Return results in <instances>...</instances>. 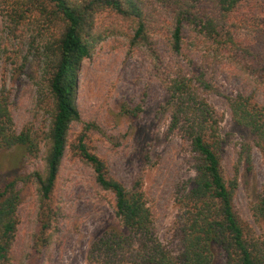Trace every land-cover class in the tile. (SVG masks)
<instances>
[{
	"label": "trees",
	"instance_id": "obj_1",
	"mask_svg": "<svg viewBox=\"0 0 264 264\" xmlns=\"http://www.w3.org/2000/svg\"><path fill=\"white\" fill-rule=\"evenodd\" d=\"M10 20L27 17L42 27L51 45L53 70L48 82L51 119L45 132L41 167L33 170L36 190L35 218L38 232L34 249L51 244L56 211L51 196L65 149L69 126L80 121L75 106L77 67L90 55L96 15L108 11L131 30V43L144 46L150 33L166 23L167 44L176 57L184 54L192 62L194 53L202 66L192 71L172 67L165 78L166 98L160 112L168 117V129L188 143L193 174L177 189L176 240L173 251L155 233L153 214L139 182L126 188L108 174L106 163L90 152L84 135L73 147L91 166L96 185L112 194L119 226H107L89 243L88 264H264V180L251 205L253 217L263 225L254 231L237 215L233 196L236 179L224 178L219 134L221 117L204 96L213 91L203 60L229 62L245 78L251 92L227 98L232 119L255 138L264 163V0H14ZM57 28L53 34L52 29ZM52 38V39H51ZM190 53V56H189ZM178 68L172 71L173 66ZM200 69V70H199ZM14 148L34 155L39 142L29 130H13L6 96L0 94V153ZM21 177L7 180L0 189V264H12L18 230L17 209ZM36 246L41 248L36 249ZM46 246V247H47Z\"/></svg>",
	"mask_w": 264,
	"mask_h": 264
},
{
	"label": "rangeland",
	"instance_id": "obj_2",
	"mask_svg": "<svg viewBox=\"0 0 264 264\" xmlns=\"http://www.w3.org/2000/svg\"><path fill=\"white\" fill-rule=\"evenodd\" d=\"M11 1L0 0V94L8 100L13 130H29L40 146L34 155L14 148L0 153V189L7 180L21 177L12 264H88L91 240L105 227L119 226L112 194L96 185L91 166L75 152L73 146L81 134L88 150L106 163L110 177L126 188L139 182L152 210L156 235L177 251L176 193L193 174L192 159L187 141L168 129V117L160 112V105L166 98L165 78L172 68L168 65L178 62L183 70L192 71L202 66L201 59L194 53L193 65L184 55L188 49L178 57L170 52L166 23L150 33L147 45L136 46L125 21L108 11L96 15L94 31L99 37L91 43L90 55L79 63L74 79L80 121L69 126L51 196L56 211L54 234L51 244L37 252L36 190L29 174L41 167L51 119L48 82L53 61L41 25L31 17L15 23L7 16ZM51 31L55 34L57 28ZM203 66L213 87L203 94L222 116V172L227 181L237 183L234 209L245 224L260 232L263 225L253 217L251 205L264 180L263 158L254 136L232 119L227 101L240 91L251 92V86L224 59L203 60ZM258 97L264 100V93ZM215 264H222L219 253Z\"/></svg>",
	"mask_w": 264,
	"mask_h": 264
}]
</instances>
